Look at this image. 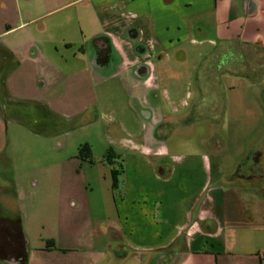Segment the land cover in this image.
Masks as SVG:
<instances>
[{
  "label": "crops",
  "instance_id": "obj_1",
  "mask_svg": "<svg viewBox=\"0 0 264 264\" xmlns=\"http://www.w3.org/2000/svg\"><path fill=\"white\" fill-rule=\"evenodd\" d=\"M61 48L71 51L68 59L58 56ZM0 58L12 64L0 105V264H218L221 252L264 229V146L255 161L243 153L231 173L219 171L225 145L244 135L227 120L231 103L264 118V0H0ZM189 58L191 70H183ZM42 70L64 72L57 88ZM227 77L245 82L231 87ZM109 80L126 99L120 114L95 92ZM92 107L111 117L99 115L116 144L106 150L110 164L123 177L116 221L97 228L88 221L80 238L62 226L54 237H37L34 208L21 215L7 196L12 186L24 189L4 178L10 165L19 169L17 140L26 127L44 134L33 126L37 112L67 123ZM189 124L200 149L171 150L169 139L180 145L176 133ZM256 183L263 184L249 196ZM16 219L23 242L10 223Z\"/></svg>",
  "mask_w": 264,
  "mask_h": 264
},
{
  "label": "rangeland",
  "instance_id": "obj_2",
  "mask_svg": "<svg viewBox=\"0 0 264 264\" xmlns=\"http://www.w3.org/2000/svg\"><path fill=\"white\" fill-rule=\"evenodd\" d=\"M66 54L67 57L71 56V51L61 48L58 56L65 60L68 59ZM192 62L191 58L187 59L183 70H191ZM0 64L3 65L2 58H0ZM3 66L4 70L0 68V105L4 103L5 106L7 95L2 78L11 71L9 69L12 64L7 61ZM42 71V77L46 79L50 90L51 87L57 88L64 72L61 70ZM108 73L106 71L105 75L108 76ZM182 76L187 78V75H180V78ZM209 79L211 83L217 80L213 75H210ZM244 82L245 80L237 77H227L224 81L231 87L240 86ZM116 86L113 80H109L101 88H96L95 92L97 96L100 95L98 98L101 99V106H105L108 101L115 103V110L117 114H120V111L124 110L126 99ZM50 90L46 93H50ZM175 93H178V96L182 94L181 90H176ZM159 94L161 95V92ZM235 103L233 101L228 109L227 120L230 121V126L234 130L244 135L232 139L231 144H226L227 146L225 145L223 149L222 153L225 155L221 158L219 171L225 174L232 172L233 163L240 159L243 153H245L243 160L249 158L248 162L255 161L260 156L256 151L264 146L262 114L260 122L254 114L245 113L243 108ZM105 110L103 107L100 110L89 108L67 123H52L43 112H37L33 117L37 124L32 125L37 131L44 133L42 135L29 134L28 128H25L26 124L25 126L21 124L22 128L26 129V133L20 135L17 140L19 169L14 170L9 163V170L4 178L8 177L10 180L17 178L23 184L24 189L18 186L9 188L8 200L10 203L13 200L17 202L21 215L23 207L34 208L32 214L39 215V219H36L37 222L33 225L37 237L38 235L54 237L62 226L73 229V233L75 232L77 238H80L88 221L95 228L106 219L116 221L114 197L121 194L120 186L123 177L118 172V168L110 164L111 155L106 153V150L116 148V144L106 136L107 121L99 117L101 112L110 117ZM128 115L129 113H126V117ZM95 120L94 125L87 126L90 121ZM131 124L133 123L130 121L127 125L131 126ZM182 129L176 133L183 135L180 137L182 141L180 145L177 144V138H171L168 142L169 148L187 153L200 149L198 148L201 146L198 139L199 131L197 132L195 125L189 124ZM82 145H88L96 152L94 156L96 162L88 163L78 158V148ZM11 146H14V143ZM201 148L203 149V146ZM102 150L106 154L100 157ZM34 159L38 165L36 167L31 165ZM217 174L218 172L213 171V178ZM262 184L251 185L248 195H257ZM191 191L193 190L187 192L186 196ZM252 206L250 210L253 209ZM261 210L264 211L263 202H261ZM46 242L47 240L45 244ZM214 257L216 258V255ZM217 258L218 264H264V229L251 231L239 240L232 252L230 250L225 253L221 252Z\"/></svg>",
  "mask_w": 264,
  "mask_h": 264
},
{
  "label": "trees",
  "instance_id": "obj_3",
  "mask_svg": "<svg viewBox=\"0 0 264 264\" xmlns=\"http://www.w3.org/2000/svg\"><path fill=\"white\" fill-rule=\"evenodd\" d=\"M106 58H107L106 53H103V51L97 52V61L99 63H101V64L105 63L106 62ZM78 158L80 160H82V161L92 163L91 150H90V147L88 145L79 146V148H78ZM234 175L235 176H239L240 175V168L235 171ZM10 223L14 226L17 236L23 242L24 235H23V232L21 230L20 219H16V220H14L13 222H10ZM53 247H54V244H53L52 241H47L46 242V245H45L46 249H52Z\"/></svg>",
  "mask_w": 264,
  "mask_h": 264
}]
</instances>
